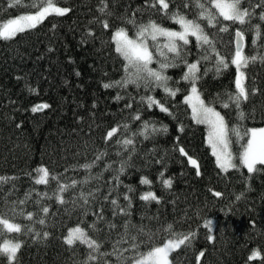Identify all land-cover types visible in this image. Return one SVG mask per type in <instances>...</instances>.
<instances>
[{"label": "trees", "instance_id": "trees-1", "mask_svg": "<svg viewBox=\"0 0 264 264\" xmlns=\"http://www.w3.org/2000/svg\"><path fill=\"white\" fill-rule=\"evenodd\" d=\"M9 2L11 0H0V24L11 17L35 11L27 7L8 8ZM22 2L29 4L37 0ZM166 2L170 4L169 11L179 10L188 18H193L197 11L191 6L184 7L190 0ZM257 2L259 0H253ZM54 3L70 8V12L63 17L50 16L37 28L18 33L10 41L0 39V176L16 177L15 181L0 185V214L20 223L22 232L29 224L41 232L40 239L33 234L18 233L0 237V242L4 238L22 241L15 264H81L87 246L78 241L72 247L66 245L64 237L69 229L84 228L103 243V250L110 252L112 244L123 234L125 223L130 226L143 224L151 235L152 239L142 250L162 245L172 232L194 233L190 246H182L172 253V264H197L196 257L201 251L204 256L199 264H264V166L258 165V171L253 174L242 167L228 172L217 168L206 140V126L192 120L190 108L184 103L190 86L182 79L186 71L183 62L165 70V75L170 77L169 86L180 89L175 97L155 86L147 91L143 85L137 88L130 84L123 89L103 87L105 83L119 81L124 75L123 60L115 51L112 33L118 27H126L129 36L134 37L132 25L125 23L133 12L137 21L147 22L151 18L170 29H177L179 25L156 9L136 11L143 8L145 0H108L111 15L107 17L98 12L102 7L100 0H54ZM256 11L259 13L260 9ZM97 18H107L109 28L104 29ZM201 23L216 50L229 63L227 69L216 74L214 57L210 62L201 61V79L197 82L201 98L225 117L230 128L237 123L264 127V64L257 60L243 69L249 92L253 88L258 91L250 94L242 105L246 119L238 121L234 108H223L220 100L226 99L223 93L235 90L236 70L231 58L235 51L234 33L239 26H230L228 32L221 33L220 24L209 27L206 21ZM89 32L93 35L88 36ZM189 40V45L182 46V54L192 63L200 59L202 50L197 49L194 38ZM163 43V38L157 42L148 39L149 50L153 53L150 67L156 70L161 60L156 46ZM260 43L264 41H258ZM161 50L172 57L167 49ZM256 51L249 32L245 36L244 53L251 56ZM205 67L210 69L206 75L203 74ZM218 93L221 94L219 100ZM147 96L167 107L171 115L161 112L155 105L149 108L142 100ZM45 104L49 107H40ZM34 107L38 111L33 112ZM137 112L140 120L133 119ZM144 122L149 124L147 139L139 135ZM125 123L129 127L127 132L122 127ZM152 125L156 132L152 131ZM112 128L117 131L106 140ZM126 138L133 139L135 151L119 176V185L115 186L112 169L119 168V161L128 156L122 146ZM230 139L231 148L238 155L240 142L235 135ZM181 147L187 155H181ZM98 154L101 159L96 160L90 184L83 190L87 192L91 188L96 192L99 188L101 191L96 199L90 198L87 215L79 202L73 203L80 192L79 184L75 191L69 188L63 193L66 201L63 205L43 196L45 192L48 197L53 196L57 188L54 176L60 183L82 181L88 175L83 165L91 163ZM189 158L197 162L199 175L188 162ZM236 162L239 166L238 160ZM41 167L49 170L47 185L35 184L36 170ZM142 177L150 183L142 184ZM164 180L171 181L170 188L164 187ZM13 183L18 191L11 192ZM148 191L154 192L160 202L140 200ZM214 191L222 196L214 197ZM25 192H31L32 196L22 206L26 211H38L35 201L49 208L46 225L29 222L4 207L5 198L10 201L18 197L24 199ZM37 192L41 196H37ZM108 192L112 193L111 198L117 199L119 207L113 206L110 199L104 200ZM124 194L129 196L131 206L123 199ZM120 208L125 209L127 215ZM38 215L43 217L44 213L38 212ZM207 220L212 221L211 231L205 227ZM93 222L98 229L94 232L89 229ZM43 231L49 233L46 240L42 238ZM208 235L213 236L212 241H208ZM254 252L258 255L250 259ZM106 259L109 264L115 260L114 257ZM0 264H6V258L0 257Z\"/></svg>", "mask_w": 264, "mask_h": 264}, {"label": "snow or ice", "instance_id": "snow-or-ice-1", "mask_svg": "<svg viewBox=\"0 0 264 264\" xmlns=\"http://www.w3.org/2000/svg\"><path fill=\"white\" fill-rule=\"evenodd\" d=\"M102 7L98 8V12L103 17L111 15L110 6L108 0H100ZM247 4V6H245ZM158 5V7H157ZM194 7L197 11L193 18H188L187 15L182 14L179 10L169 11L170 4L166 0H145V4L142 9L136 11L143 12L144 9H156L162 12L172 23L179 25V30H173L156 22V20L149 18L147 22L142 19L137 21L136 13L133 12L130 17L126 19V24H131L135 30L134 37H130L126 27H118L112 34V41L115 44L116 53L123 60L124 75L119 81H113L105 83L103 87L108 89L110 87L126 88L128 85H135L137 88L144 86L147 91L149 88L155 86L162 88L163 91L171 97H175L179 88H172L169 86L170 77L165 75V70L170 67H177L178 62H183L186 71L184 72L182 79L188 83L190 90L184 97V103L191 109L192 120L197 124H204L207 129V143L211 149L212 156L215 157L216 166L221 172H228L230 169L246 168L248 174H253L258 171L257 166H264V127H247L242 123L234 124L231 128L225 121V117L212 106V104H206L201 98L200 91L197 87V82L201 79L200 63L201 61L210 62L212 58H215L213 68L216 74H219L223 69L229 67L228 61L225 57L221 56L216 50L214 41L210 40L208 34L205 32L201 21H206L209 27H216L220 24L219 32L226 33L229 31L230 26L238 25L234 33L235 51L231 58V64L235 66V90L226 91L223 96L224 100H220L221 106L225 109L230 107L234 108L238 121H244L246 119L245 113L242 109L248 99L249 95H255L258 91L257 88H253L251 93L246 87L245 80L246 75L242 69L247 68L250 63H255L259 60L264 64V43L258 44V41H264V0H259L257 3H253V0H190V3H185L184 7ZM8 8L14 7H27L29 9H35V11H29L25 14L16 16L15 18L7 19L6 22L0 24V39L10 41L17 36L18 33H25L30 29L37 28L48 17H63L70 12V8L57 6L54 0H37V2L24 4L22 0H11L7 5ZM257 9H260L257 13ZM222 18V19H221ZM99 23L104 29L109 28V21L107 18L99 19ZM227 22V23H224ZM53 28L55 25L53 24ZM251 33V44L253 49L257 50L254 55H246L244 53V41L247 33ZM88 36L93 35L91 32L87 33ZM192 37L196 41V47L198 50H202L200 59L195 62L189 63L184 59L182 54V46H187L190 43L189 38ZM153 42H157L160 38H163L164 43L162 45L157 44V52L161 56V60L158 61L159 69H153L150 65L153 63V53L149 50L148 39ZM182 42V44H181ZM167 49V52L172 53V57H168L161 49ZM210 69L205 67L204 75ZM179 83V82H177ZM221 94H217V99H220ZM119 99V96H117ZM142 100L146 101L148 107L153 105L159 107L161 112L168 113V108L160 104L152 96L143 97ZM215 102V101H214ZM213 102V103H214ZM40 107L47 108L49 105L45 104ZM131 107V105H126ZM33 112L38 111L37 107L32 109ZM134 120H140L139 112L133 117ZM19 127V125H17ZM125 132L129 131L128 124L123 126ZM149 124L144 122L139 130V135L148 138ZM166 131V129H162ZM182 130V129H181ZM117 131V128H112L107 132L106 140L110 139ZM152 131L156 132L155 125H152ZM133 136L137 133H133ZM231 135H235L237 142H240V151L238 155H234L230 139ZM119 143V142H118ZM123 150L128 153L127 158H122L119 161V168L112 169L114 174L115 186L119 185V176L124 173L128 162L131 160V153L135 151V146L132 138H126L122 141ZM181 155H187L185 150L181 147L179 149ZM119 156L120 153L118 152ZM101 159V155L98 154L91 163H86L83 167L87 170L88 175L82 181L72 180L71 184L60 183L58 177H52L57 181V188L53 192V196L48 197L47 192L43 193L44 197L48 199H55L57 203L63 205L66 203L63 193L69 188L76 190L77 184L80 185L79 195L73 200V203L79 202L85 210L87 215V207L91 203V199L97 198V193L101 190L96 189L93 192L91 188L85 192L83 189L90 184L92 179L91 169L95 166L96 160ZM239 161V166L236 161ZM193 165L199 175V167L194 159L189 158L188 161ZM38 178L35 179V184H45L49 182V170L45 167L38 168ZM163 175V174H161ZM16 177H3L0 176V185L15 181ZM108 183V181H105ZM142 184H149L145 178H141ZM165 188L171 187L170 180L163 181ZM18 191L15 184H12L11 192ZM131 191V189H129ZM211 191V190H210ZM9 193V195L11 194ZM37 196H41L40 193H36ZM214 197H221L222 193L219 191L212 192ZM112 193L108 192L104 195V200H109L113 206H118L117 199L111 198ZM24 199L19 197L16 200L4 199V207L10 210L13 214L18 215L22 219H26L29 222H34L39 225H46V217L49 214V208L45 205H41L39 201H35L37 206V212L26 211L23 205L27 204L32 199L31 192H25ZM91 198V199H90ZM123 199L129 202L131 206L130 198L127 194H124ZM240 199L239 196L236 197ZM142 201H156L160 202L157 195L148 191L140 196ZM122 213L127 215L125 209H119ZM38 212H43L44 216L40 217ZM100 212H103V205H101ZM96 214L95 212L93 213ZM98 219H103L102 216H98ZM212 224L211 220H207L205 227L211 231L209 227ZM25 232H22V225L14 222V219L7 218L4 214H0V237H4L6 233H18V234H33L34 238L40 239L41 232L35 231L32 224L25 225ZM171 225H169V229ZM91 231H97L96 223L93 222L89 225ZM194 233H170V236L166 238L162 245H153L147 250H142L143 245L147 244L151 239V235L145 230L143 224L129 225L125 223L124 232L120 238L112 244V250L109 252L103 250V243L97 241L90 235V232L84 228L77 226L69 229L67 235L64 237V243L69 247H72L78 241L81 245L87 246V253L85 259L81 264H109L107 257H114L113 264H172L170 256L172 253L180 249L182 246L188 247L191 244V238ZM49 236L47 231L42 232V238L46 240ZM147 237L146 240H142L141 237ZM208 241L213 240L212 235H208ZM127 244L128 247H122ZM22 247V241H14L4 238L0 242V257L6 258V264H15L17 260V254ZM128 253V255H125ZM258 254L253 253L250 259L256 258ZM204 256V252L201 251L196 257L197 264L200 262V258Z\"/></svg>", "mask_w": 264, "mask_h": 264}, {"label": "rangeland", "instance_id": "rangeland-1", "mask_svg": "<svg viewBox=\"0 0 264 264\" xmlns=\"http://www.w3.org/2000/svg\"><path fill=\"white\" fill-rule=\"evenodd\" d=\"M16 17V16H15ZM15 17H11V18H15ZM10 19V18H9ZM7 21V20H6ZM6 21H4V22H6ZM3 22V23H4ZM173 30H179V28H177V29H173ZM113 34V33H112ZM242 71L244 72V70L242 69ZM190 90V89H189ZM188 94V93H187ZM190 111H191V109H190ZM217 111V110H216ZM191 116H192V114H191ZM206 140H207V135H206ZM211 150V149H210ZM233 151V150H232ZM239 151H240V149H239ZM233 154H234V152H233ZM235 155V154H234ZM215 158V157H214ZM216 161V160H215ZM237 163V162H236ZM238 163H239V161H238Z\"/></svg>", "mask_w": 264, "mask_h": 264}]
</instances>
